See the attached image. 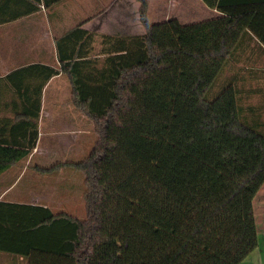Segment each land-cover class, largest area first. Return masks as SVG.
Here are the masks:
<instances>
[{"label":"trees","instance_id":"1","mask_svg":"<svg viewBox=\"0 0 264 264\" xmlns=\"http://www.w3.org/2000/svg\"><path fill=\"white\" fill-rule=\"evenodd\" d=\"M63 0H0V25ZM137 36L80 27L57 41L73 104L97 136L67 164L84 175L86 217L0 203V251L27 264H241L259 244L253 202L264 185V132L229 79L208 98L251 32L264 47V2L202 0L220 13L151 23ZM46 70V83L60 71ZM0 140V175L30 150Z\"/></svg>","mask_w":264,"mask_h":264},{"label":"crops","instance_id":"2","mask_svg":"<svg viewBox=\"0 0 264 264\" xmlns=\"http://www.w3.org/2000/svg\"><path fill=\"white\" fill-rule=\"evenodd\" d=\"M116 2L126 1L63 0L0 25V140L8 147L30 150L28 157L0 175V203L42 206L54 214L83 210L65 202L54 180L56 168L82 159L94 145V124L73 104L70 76L61 71L57 41L80 27L95 35L91 57L102 63L103 36H130L120 33L121 16L115 20L117 30L111 26ZM46 66L60 71L47 83L42 68ZM228 75L246 116L264 132V47L251 32L232 56ZM253 208L259 244L241 264H264V185ZM0 264H27V260L0 251Z\"/></svg>","mask_w":264,"mask_h":264},{"label":"rangeland","instance_id":"3","mask_svg":"<svg viewBox=\"0 0 264 264\" xmlns=\"http://www.w3.org/2000/svg\"><path fill=\"white\" fill-rule=\"evenodd\" d=\"M126 2H116L113 8V14L111 13V26L114 30H117L118 24L116 19L118 16L122 22L123 30L120 33L137 36L144 34L145 30L140 22V3L136 0H125ZM133 1V2H132ZM148 3V19L151 23H161L170 19H178L182 24H194L201 21H206L214 18V14L211 9H209L202 0H147ZM94 9V8H93ZM60 9L57 8V14L59 15ZM121 30V28H120ZM226 78H228V73L226 72L222 77L218 79V83L215 85L212 92L208 95V98L215 97L220 93L221 87L226 85ZM97 136L94 129V145L96 143ZM93 145V147H94ZM92 147V148H93ZM92 150V149H91ZM90 150L82 159L84 160ZM77 161V162H78ZM57 173L54 175V180L57 186H60L61 197L66 201H71L77 207L83 209H75L76 214H70L71 216L84 219L86 217V211L84 203V193L86 190L84 175L79 171H75L72 167H59L56 168ZM58 192V193H60ZM67 203V202H66ZM78 210L81 212L78 214ZM68 213L70 211L67 208Z\"/></svg>","mask_w":264,"mask_h":264}]
</instances>
